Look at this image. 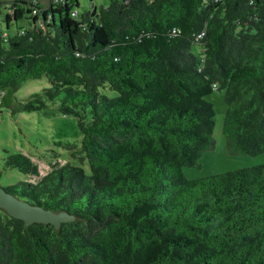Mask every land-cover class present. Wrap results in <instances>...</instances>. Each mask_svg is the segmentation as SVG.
Wrapping results in <instances>:
<instances>
[{
	"label": "trees",
	"instance_id": "1",
	"mask_svg": "<svg viewBox=\"0 0 264 264\" xmlns=\"http://www.w3.org/2000/svg\"><path fill=\"white\" fill-rule=\"evenodd\" d=\"M78 4L0 0V91L46 76L19 107L73 114L82 141L70 155L88 164L2 185L73 219L26 225L0 208V264H264V163L181 169L213 145L214 88L228 150L264 152V0ZM4 165L38 173L21 152Z\"/></svg>",
	"mask_w": 264,
	"mask_h": 264
},
{
	"label": "rangeland",
	"instance_id": "2",
	"mask_svg": "<svg viewBox=\"0 0 264 264\" xmlns=\"http://www.w3.org/2000/svg\"><path fill=\"white\" fill-rule=\"evenodd\" d=\"M42 7L50 0H38ZM90 1L96 4L108 3L109 0H78V11L86 8ZM4 5V4H3ZM3 10H4V6ZM26 19L11 23L9 28L2 24L4 31L13 34L17 26H22ZM200 45L193 43L191 50L198 54ZM48 85L46 76L30 78L22 81L16 89L4 90L6 94L0 99V184L8 185L17 181H37L46 174L52 165H62L66 162L81 165L88 170L86 161L70 155L69 146H81L82 133L78 127L77 118L73 114L60 113L54 109L45 108L33 111L21 110L18 104L20 98L32 92L41 91ZM101 92L113 96L114 91L107 87ZM204 98L210 101L214 108L213 145L207 148L199 157V166H182L185 178L192 179L213 173L235 169L241 166L264 163V152L248 155L229 151L222 132V123L226 104L224 90L214 88ZM21 152L29 156L38 168L37 174H27L16 168L6 167L4 159L8 153Z\"/></svg>",
	"mask_w": 264,
	"mask_h": 264
},
{
	"label": "water",
	"instance_id": "3",
	"mask_svg": "<svg viewBox=\"0 0 264 264\" xmlns=\"http://www.w3.org/2000/svg\"><path fill=\"white\" fill-rule=\"evenodd\" d=\"M0 208H3L9 215L22 219L26 225L32 222H42L51 223L54 227H58L61 222L73 219V215L66 211L53 212L40 205L19 199L8 192L1 184Z\"/></svg>",
	"mask_w": 264,
	"mask_h": 264
},
{
	"label": "built area",
	"instance_id": "4",
	"mask_svg": "<svg viewBox=\"0 0 264 264\" xmlns=\"http://www.w3.org/2000/svg\"><path fill=\"white\" fill-rule=\"evenodd\" d=\"M57 1L58 0H52V2L53 3H55V4H57ZM55 7V5H53V8ZM37 12V10L36 9H34L33 10V13H36ZM71 14L72 15H75L76 14V12H75V10H73V11H71ZM51 15H50V11H48V13H47V17L49 18ZM37 23L38 24H40L41 26H43V22L41 21V18H38L37 19ZM22 28L20 29V30H18V33H21L22 32ZM2 38H3V40H6L7 39V34L5 33V32H3L2 33ZM4 94V91H0V99H1V96Z\"/></svg>",
	"mask_w": 264,
	"mask_h": 264
}]
</instances>
